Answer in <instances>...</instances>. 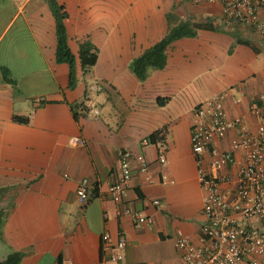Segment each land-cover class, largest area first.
Returning <instances> with one entry per match:
<instances>
[{
	"label": "crops",
	"instance_id": "0c3cea01",
	"mask_svg": "<svg viewBox=\"0 0 264 264\" xmlns=\"http://www.w3.org/2000/svg\"><path fill=\"white\" fill-rule=\"evenodd\" d=\"M49 1L0 0V264H9L14 254L20 255L14 264H102L108 257L103 233L112 243L125 237L119 264H181L175 232L199 244L204 221V193L190 148L192 110L219 96L229 119L256 129L249 105L264 104V36L251 27L222 28L218 2L53 0L66 14L74 56L75 83L69 87L67 64L55 61ZM258 17L264 20V10ZM184 22L211 29L171 42L165 66L139 81L131 62L163 39L169 26ZM85 46L96 51V61L83 68L79 52ZM93 84L97 92L89 89ZM87 103L98 115L85 114ZM14 116L28 122H14ZM154 133L159 136L151 142ZM233 137L230 131L216 147L228 150ZM123 149L143 155L148 172L139 173L132 163V177L116 203L108 187L118 177ZM202 168L210 170L208 156ZM218 174L229 178L220 189L232 202L236 169ZM83 179L87 200L80 203ZM125 207L149 217L151 225L119 216Z\"/></svg>",
	"mask_w": 264,
	"mask_h": 264
},
{
	"label": "built area",
	"instance_id": "2783aa9c",
	"mask_svg": "<svg viewBox=\"0 0 264 264\" xmlns=\"http://www.w3.org/2000/svg\"><path fill=\"white\" fill-rule=\"evenodd\" d=\"M24 2L26 0H19ZM203 0H194L200 3ZM221 3L219 25L224 28L243 26L255 28L264 36V20L258 17L264 10V0H205ZM92 92L98 85L89 86ZM87 116H96L99 111L87 103L83 105ZM249 112L257 120L254 131L241 118L229 119L222 98L211 97L196 105L190 126V148L198 168V180L202 189V215L204 221L199 229V244H193L180 230L175 232L174 245L180 253L181 264H264V104L251 103ZM234 132L230 148L221 151L216 142L227 133ZM74 143H81L74 139ZM148 140L143 141L147 145ZM241 152L242 160L235 157ZM205 156L209 157L210 170L202 168ZM164 163L163 157L159 158ZM132 163L137 171L148 172V162L141 154L121 150L118 157L119 174L108 187L112 201L119 203L125 187L133 174ZM224 167L236 169L237 186L234 199L228 202L220 189L229 178L218 172ZM87 180L83 179L77 188L78 201L87 200ZM157 205L158 201H153ZM119 216H129L137 225L150 226L152 221L140 212L127 207L118 211ZM102 250L108 255L102 264H119L123 259L126 241L121 235L115 243L107 233L101 235ZM62 264H71L64 261Z\"/></svg>",
	"mask_w": 264,
	"mask_h": 264
},
{
	"label": "trees",
	"instance_id": "16d2710c",
	"mask_svg": "<svg viewBox=\"0 0 264 264\" xmlns=\"http://www.w3.org/2000/svg\"><path fill=\"white\" fill-rule=\"evenodd\" d=\"M49 7L55 20V61L57 63L67 64L69 69L68 85L69 87H73V84L75 83L74 56L67 46V38L63 24V20L66 17V14L62 12L61 8H59L53 0L49 1ZM170 18V15H167L169 25L172 24L170 22ZM197 29H211V26L200 24L194 25L185 22L169 26V30L163 39H161L149 49L145 50L140 56H138L131 62V71L139 81L145 80L150 69H162L165 66V50L171 42L179 38L195 36ZM91 49L92 48H89L88 46L82 47L80 49L79 59L83 68L85 66H92L96 61V51L94 50L93 52H90ZM3 74L6 81L12 82L8 77L9 72L7 69L3 68ZM167 100V98L160 99L159 104H164L165 102H167ZM13 121L20 124H26L28 122V119L26 117L14 116ZM158 136V133H154L150 135L149 140L151 142H155L158 139ZM1 223L2 217H0V226ZM19 257V254H14L8 259L7 263L14 264Z\"/></svg>",
	"mask_w": 264,
	"mask_h": 264
},
{
	"label": "rangeland",
	"instance_id": "374dc122",
	"mask_svg": "<svg viewBox=\"0 0 264 264\" xmlns=\"http://www.w3.org/2000/svg\"><path fill=\"white\" fill-rule=\"evenodd\" d=\"M90 80H91L90 77H85L84 81L88 83V82H90Z\"/></svg>",
	"mask_w": 264,
	"mask_h": 264
}]
</instances>
